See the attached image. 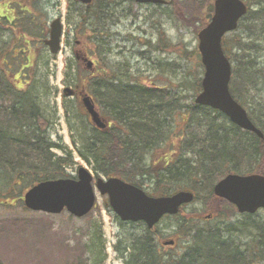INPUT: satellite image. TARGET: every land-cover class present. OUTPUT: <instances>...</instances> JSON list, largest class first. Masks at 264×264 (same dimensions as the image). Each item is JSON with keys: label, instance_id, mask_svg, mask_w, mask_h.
Returning a JSON list of instances; mask_svg holds the SVG:
<instances>
[{"label": "trees", "instance_id": "obj_1", "mask_svg": "<svg viewBox=\"0 0 264 264\" xmlns=\"http://www.w3.org/2000/svg\"><path fill=\"white\" fill-rule=\"evenodd\" d=\"M27 1L36 7L42 2L41 0H4L3 3L0 2V7H13L15 4L18 7H27L23 5H26ZM120 1L93 0L88 5L75 1L81 12V21L84 23L89 21L88 26L93 29L91 35L95 38V46L92 51L95 54L101 53L99 48H101L100 43L103 42L101 36L105 33L103 29L106 28V20L113 19L112 7L114 3ZM126 1L134 2V0ZM205 2L206 0H183L182 3L189 7L178 8L182 10L185 20L192 18L196 24L200 21L201 28L213 12V2L210 4ZM248 4L249 10L243 18L264 16V0H255L254 5ZM203 16L206 20L202 19ZM102 18L103 29H100L97 24ZM30 21H34L33 26L29 23H23L21 26L12 24L6 29V33L5 31L0 33L2 64L5 61H15L21 66L20 74H15L18 68L8 72L2 64L0 65V197L14 192L17 194L16 200H21V193L28 186L42 179L69 175L65 168L73 163L71 152L63 148L59 141L50 140L47 134L49 123H42L44 118L49 116V110L41 105L40 86L36 83L39 54L29 51L28 59L26 56H20L24 54L22 52L16 58L14 55L8 57L1 55L5 48L10 46L16 31L21 35L19 40L21 48L29 41L25 36L37 38L42 44L43 31L38 30L42 27L36 26V19L31 18ZM4 25H7V22L0 23V27ZM250 25L247 24L249 29ZM98 35L100 40L97 41ZM244 44L241 33L223 38L226 53L238 63L233 68V78L230 83L234 95L237 90H241L237 86L243 84L245 88V82L249 80L245 71L247 65L252 64V59L245 60ZM27 60L29 68L24 69L22 67H25ZM95 63L98 64L97 58ZM197 67L200 68L198 75L195 74L193 81L189 82L194 93L201 88L200 72L203 71V65L199 54ZM118 70L121 71L119 68L111 69V67L108 70L104 69L99 72L100 75H92L85 83L88 91L102 104L104 111L112 119L111 125L105 130L91 127L88 131H80L77 136L79 138L77 141H80L77 145L78 152L86 160L93 159L97 171L105 175H118L142 185L153 195L189 188L194 190L197 196L202 191L211 196L215 181L228 172L264 173V139L259 138L254 132L241 129L232 122L220 121L219 117L226 115L217 109L197 104L194 99L184 103L170 88H165V92L157 87H145L136 80V76H122L118 74ZM237 72L242 73L239 80L235 77ZM79 73H83L80 68L76 74ZM248 75L251 76L250 81H252V73ZM79 79L80 76H77V82ZM18 85L27 87L17 88ZM236 97L240 98L239 95ZM253 119L263 127L260 121ZM178 123L182 127L176 133L179 141L174 143L173 129ZM73 141L76 143L74 138ZM52 146L62 148L65 157H54L55 154L50 151ZM29 157L35 163L30 161ZM199 158L203 165L197 166L196 160ZM236 158L243 159V164L238 165ZM26 175L28 178L24 179ZM19 180L25 182L21 187L17 186ZM176 218H180L179 230L183 234L193 236V242L187 246L185 257L183 256L182 259L178 260L172 254H163L158 248L155 229H148L142 222L138 223L142 226L141 232L132 239V243L124 246L123 249L115 245V249L123 256L127 252L126 249L131 247V252L127 253L126 264H165L166 262L195 264L196 249L201 252L196 264H214L209 262L212 259L213 248L225 242L216 249L222 260L216 262L217 264H237V262L248 264L251 260L256 262L260 258L264 259V220L256 223L259 232L254 238L258 236V245L249 246V249H254L253 256L249 251L244 252V249L232 244L229 235L217 240L218 236L214 232L198 229L195 225L189 224L187 218L181 216ZM99 236L101 239V234ZM248 253L249 257L245 259ZM165 258L174 261L169 262ZM202 260L209 263H202Z\"/></svg>", "mask_w": 264, "mask_h": 264}, {"label": "rangeland", "instance_id": "obj_2", "mask_svg": "<svg viewBox=\"0 0 264 264\" xmlns=\"http://www.w3.org/2000/svg\"><path fill=\"white\" fill-rule=\"evenodd\" d=\"M41 1L39 7L27 1L28 7H25L27 11L25 12V9L23 11L27 19L32 15L36 16V26L42 27L38 30L43 31V37L48 36L51 18L62 16L64 26L61 48L57 54H50L42 44L41 49L39 48L36 83L40 86V101L41 105L49 110L48 115L55 117L50 127V139L59 141L63 148L71 152L73 163L66 166L67 173L76 175L78 168L85 166L95 176H105L95 169L96 163L93 159L86 160L78 152L77 145L80 141H77L79 139L77 136L80 131L89 130L88 118L79 106L77 98L63 93L66 85L74 86L75 77L81 76L80 73L76 74V70L81 67V72H84L86 69L85 63L77 60L75 53L82 54L85 62L88 61L87 57L94 61L97 58L100 73L110 67L119 68L122 71L121 73L118 70L119 75L136 76V80L145 87H157L165 92V88H170L173 93L180 96L182 102L189 103L197 94L193 92L189 82L193 81L194 75H198L200 69L197 67L199 54L197 33L200 21L196 24L192 18L184 19L182 10L178 7L185 9L189 6L182 3L183 0H168L167 4L162 6L121 0L112 7L113 19L106 20L103 42L99 48L102 54L100 52L95 54L92 51L95 46V38L91 35L93 29L88 26L89 21L87 23L81 21V12L75 0ZM174 1L180 3H173ZM213 1L206 0L205 3L210 4ZM246 1L254 5L255 0ZM202 19L206 20V17L203 16ZM242 19L243 27L240 22L237 29L226 35L241 33L245 43V60L252 59V64H248L245 71L249 80L245 82V88L243 84L237 86L241 90H237L235 96L239 95L240 98L237 97L239 101L253 118L262 123L261 128L264 131V16ZM28 23L30 26L34 25L33 21ZM103 23L102 18L97 24L100 29H103ZM247 24H251L250 29ZM231 61L233 68L238 65L235 60ZM98 71L95 76L100 75ZM88 72L86 70L84 74ZM248 73H252V81ZM202 75L203 71L200 72V76ZM241 75V72H237L236 79L239 80ZM232 78L233 74L231 81ZM219 119L230 122L227 117L221 116ZM180 127L182 126L178 123L173 129L174 143L179 141L176 133L181 130ZM50 151L55 154L54 157H65L62 148L54 147ZM29 160L35 163L31 157ZM196 165H203L201 158L196 160ZM27 178L26 175L24 179ZM23 182L19 180L17 186H23ZM95 192L96 205L84 216H74L67 211L55 215L32 211L25 207L22 200H16L17 194L14 192L0 197V264H126L127 253L131 252V247L126 249L127 252L123 254L126 258L123 260L117 256L120 253L114 249V244L122 249L128 246L141 232L142 226L121 221L105 205L107 197L101 195L97 189ZM216 210L220 215L206 219L208 214L218 213ZM179 216L187 218L189 224L195 225L198 229L214 232L218 238L229 235L232 244L254 256V249H249V246L258 245V236L255 238L254 236L259 230L255 225L257 221L263 222L264 211L248 217L250 223L246 224L243 223L246 218L240 216L232 204L215 200L212 195L208 196L202 191L194 201L184 206ZM179 220L180 218L177 219L175 216L163 218L155 230L160 247L165 239L174 238L177 241L174 247L168 246L166 252L174 254L173 257L178 260L183 258L187 246L193 242V236L183 234L179 230ZM259 240L261 242L260 236ZM197 251L198 249L194 252L197 254L194 258L195 264L198 262L197 258L201 256V252ZM249 253L245 255V259L249 257ZM236 257L238 258L239 254ZM220 258L221 256L217 254L215 262L219 260L222 262ZM206 262L202 260V263ZM254 263L264 264V259L260 258Z\"/></svg>", "mask_w": 264, "mask_h": 264}, {"label": "water", "instance_id": "obj_3", "mask_svg": "<svg viewBox=\"0 0 264 264\" xmlns=\"http://www.w3.org/2000/svg\"><path fill=\"white\" fill-rule=\"evenodd\" d=\"M80 1L88 3L91 0ZM247 10L245 0H214L211 19L198 32V48L205 71L202 90L195 101L223 111L233 122L263 137L262 129L254 124L247 110L229 89L232 67L222 46L223 35L237 27L239 19ZM61 32L62 22L60 17H56L51 21L49 38L46 39L52 52L59 49ZM91 63L92 61H88L87 64L90 66ZM82 101L93 122L104 127L106 122L99 115L92 97L84 94ZM92 180L91 172L82 166L78 169L77 177L46 179L33 185L24 193V202L34 210L58 213L67 208L74 215L81 216L89 212L96 201ZM95 186L101 194L108 195L110 206L121 219L144 220L148 227L158 222L163 214L178 212L181 204L194 198L192 191L184 189L172 194L153 196L119 176L97 177ZM214 192L235 203L241 212H255L259 207H264V175L228 173L214 185Z\"/></svg>", "mask_w": 264, "mask_h": 264}, {"label": "flooded vegetation", "instance_id": "obj_4", "mask_svg": "<svg viewBox=\"0 0 264 264\" xmlns=\"http://www.w3.org/2000/svg\"><path fill=\"white\" fill-rule=\"evenodd\" d=\"M4 19H6L7 24H9V25L10 24L11 25L12 24H17L16 23V15L13 12H11L9 14L0 13V23H4ZM6 26L7 25H4V26L0 27V33L3 32V31H5V33L7 32L6 29L8 27H6ZM20 37L21 36L19 34L17 36V34L15 33L14 38L10 42V46L9 47H6L5 50L1 53V55L2 56H5V57H6V55H7V57L10 56V55H14L15 58H16V57H18L20 55L19 51H21L24 54L23 55H20V56H26V58H27L28 57L27 53L29 51H32L35 54H38V52H39V39L32 38L33 40L35 39V41H34V43L32 45L30 44L31 41L30 42H27V43L25 42V44L23 45V48H21V45L19 43ZM26 62H27V64L24 65L25 67H22L24 69L29 68V66H28L29 65L28 64V60ZM5 64L9 68L8 72H12L16 68H18L17 69V72H18L21 69V66H19L15 61H9V62L8 61H5ZM16 87L17 88H26L27 86L26 85H18ZM72 93H73V96L74 97H76V98H78L80 100V90L77 87H73ZM102 114L104 115L103 112H102ZM208 218H210V217H208Z\"/></svg>", "mask_w": 264, "mask_h": 264}, {"label": "bare ground", "instance_id": "obj_5", "mask_svg": "<svg viewBox=\"0 0 264 264\" xmlns=\"http://www.w3.org/2000/svg\"><path fill=\"white\" fill-rule=\"evenodd\" d=\"M77 71H78V70H76V72H77ZM68 87H71V85H66V86L64 87L63 91L66 90ZM93 101H94V100H93ZM242 160H243V159L236 158V162H237V164H238V165H242Z\"/></svg>", "mask_w": 264, "mask_h": 264}]
</instances>
